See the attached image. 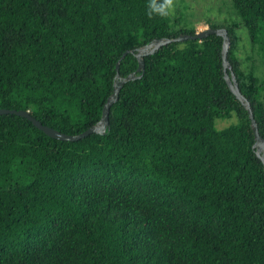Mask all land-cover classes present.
<instances>
[{"label": "trees", "instance_id": "16d2710c", "mask_svg": "<svg viewBox=\"0 0 264 264\" xmlns=\"http://www.w3.org/2000/svg\"><path fill=\"white\" fill-rule=\"evenodd\" d=\"M150 2L0 0V108L67 134L94 125L125 51L197 32L181 3L160 16ZM231 2L240 21L207 24L227 29L228 60L264 138L257 67L237 34L244 26L263 48L264 0ZM222 43L210 34L144 56L105 134L60 140L0 114V264H264V165L224 79ZM137 66L129 52L119 72Z\"/></svg>", "mask_w": 264, "mask_h": 264}, {"label": "water", "instance_id": "95a60500", "mask_svg": "<svg viewBox=\"0 0 264 264\" xmlns=\"http://www.w3.org/2000/svg\"><path fill=\"white\" fill-rule=\"evenodd\" d=\"M210 34H217L223 38L221 53H222V65L224 70V79L226 80L231 92L239 99V101L242 103V105L245 107L248 113L250 119V125L254 135L253 148L256 152V155L261 159L264 165V138L259 132L258 123L254 117L251 103L248 100V98L241 92L239 84L236 80V76L232 70V65L228 60L227 54L230 47V38L227 29L224 27H216V28L208 27L204 30L197 31L195 34L183 33L174 38L162 37L158 39H153L152 41L148 42L147 44L141 47L136 48L135 50L125 51L116 63V74L114 76L113 91L108 96L106 102L103 105L101 118L99 119L98 122H96L94 125H92L91 127H89L88 129H86L81 133L67 134L58 131L48 125L43 124L40 120L32 116L28 110L0 108V114L10 113L25 117L28 120H30L37 128L45 132L47 135L60 140L76 141L92 133L105 134L109 125L110 108L115 102H117L119 98V92L122 86L126 82L140 78L143 75L144 66H145L144 56L155 53L157 50H159L161 46L166 45L170 42L182 41L186 39L201 40L209 36ZM129 52L133 53L136 56L138 60V66L134 72H131L126 76H122L119 72L120 61Z\"/></svg>", "mask_w": 264, "mask_h": 264}, {"label": "rangeland", "instance_id": "374dc122", "mask_svg": "<svg viewBox=\"0 0 264 264\" xmlns=\"http://www.w3.org/2000/svg\"><path fill=\"white\" fill-rule=\"evenodd\" d=\"M180 3L181 7H179ZM175 6H178L180 11L186 16L189 25L196 26L197 31L209 27L207 24L208 19H211L212 22H216L217 24L240 21V17L235 12L231 0H185V2L184 0H175L173 9H175ZM237 34L239 36V48L242 51L243 57H252L249 58L246 65L254 64L257 67L256 76L261 84L259 95L264 100V33L259 37L263 48H260L258 45H253L250 35L244 26H240L237 29ZM232 121H236L235 116L231 120L218 119L216 123L221 128L231 124Z\"/></svg>", "mask_w": 264, "mask_h": 264}, {"label": "clouds", "instance_id": "9594fccd", "mask_svg": "<svg viewBox=\"0 0 264 264\" xmlns=\"http://www.w3.org/2000/svg\"><path fill=\"white\" fill-rule=\"evenodd\" d=\"M149 15L155 13L160 16H167L173 9L172 0H162L161 3H157V0H151L148 5Z\"/></svg>", "mask_w": 264, "mask_h": 264}]
</instances>
